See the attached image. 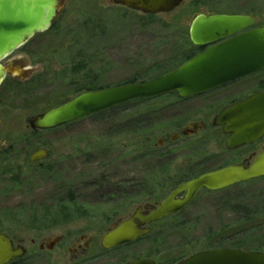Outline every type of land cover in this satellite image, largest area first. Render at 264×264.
<instances>
[{"label":"rangeland","instance_id":"rangeland-1","mask_svg":"<svg viewBox=\"0 0 264 264\" xmlns=\"http://www.w3.org/2000/svg\"><path fill=\"white\" fill-rule=\"evenodd\" d=\"M61 1L64 9L53 28L10 55L29 78L23 90L9 101L0 93V152L13 153L2 165L20 169L0 181V220L12 217L3 222L4 229L12 227L5 232L28 242L38 236L29 231V218L41 217L71 197L81 219L65 227L88 228L100 237L137 207L161 203L180 182L231 163L227 157L199 166L200 152L190 150L198 148L197 142L168 140L173 127L162 107L173 113L175 99L170 96L126 103L36 135H31L28 118L74 98L79 89L145 82L175 69L188 57L189 26L196 15H253L264 25V0H185L173 12L150 18L106 0ZM214 147L208 143L207 152ZM38 149L48 152L39 161L41 169L29 161ZM13 184L17 187L8 189ZM157 187L167 190L146 196V190ZM82 214L90 215L83 219ZM219 248L264 253V178L218 193L200 192L179 215L105 255L101 264L139 259L175 264Z\"/></svg>","mask_w":264,"mask_h":264},{"label":"water","instance_id":"water-1","mask_svg":"<svg viewBox=\"0 0 264 264\" xmlns=\"http://www.w3.org/2000/svg\"><path fill=\"white\" fill-rule=\"evenodd\" d=\"M143 16L169 14L184 0H106ZM60 0H0V62L25 45L35 35L50 30L61 14ZM249 15H196L189 26V40L204 50L176 69L155 79L86 91L46 112L28 118L34 131H48L93 116L116 106L175 93L187 99L264 71V26L254 28ZM26 70L14 72L0 64V85L7 74L25 78ZM228 136L226 147L235 150L257 141L264 134V92L224 108L215 119ZM47 156L40 150L30 157L38 162ZM264 178V152L247 167L230 165L204 173L178 185L158 206L145 216L137 208L132 217L121 222L101 240L103 249L130 244L147 236L144 228L174 216L188 207L196 194L216 193L249 181ZM182 195V198H178ZM137 221V223H135ZM19 256L11 241L0 233V264ZM125 264H156L139 259ZM175 264H264V253L219 248L197 252Z\"/></svg>","mask_w":264,"mask_h":264},{"label":"flooded vegetation","instance_id":"flooded-vegetation-1","mask_svg":"<svg viewBox=\"0 0 264 264\" xmlns=\"http://www.w3.org/2000/svg\"><path fill=\"white\" fill-rule=\"evenodd\" d=\"M250 16L254 17V28L264 26L258 25L255 16ZM201 51L202 49H197L194 55L200 53ZM0 64L11 72H14L15 69L18 67L21 68V65L19 64L18 60L12 59L10 56L1 61ZM28 79L29 78L26 77L20 78L15 74H7L5 80L0 86V93L3 90L2 87L6 81L11 82L13 85H17L26 83ZM263 92L264 71L251 74L233 83L218 87L207 93H203L196 97L184 100L179 99L174 93L167 95L175 99L174 104L176 105L175 109L172 108L173 113L169 115L167 114V112H169L171 109H167V107L165 108V106L162 107L163 114L166 117V121H169L171 123V127H173L171 133H169L168 140L185 142L187 140L192 139L193 141L197 142V144L199 145L198 148L190 149L191 151L197 150L198 152H200L199 154L196 153V156L200 158L198 160L197 165H199L200 163H202L200 165H203V163L206 164L205 162H221L224 158L231 157L230 164L228 163V165H226V163L222 162V164L224 163V165H222L221 167H217L213 170L221 169L236 164H242L244 167L249 166L257 156L264 152V134L255 142H252L235 150H229L226 147V140L228 139V136L223 133L221 126L215 125V119L224 108L239 103L254 94ZM169 101L170 100H167L166 102ZM183 104H186L187 106L185 105L184 107H182L181 105ZM211 106L215 108L214 111H211ZM210 113L213 114L212 116L210 115V117L208 118L207 114ZM186 120H189L190 122H186ZM185 122L187 123V125L184 127ZM201 132H205V135H200ZM37 133L39 132L32 131L31 135H36ZM208 143L215 146L214 151L207 152L206 145H208ZM40 150L44 149L35 150L33 154ZM176 151L177 150L171 151V153H174L173 157L179 155V153H177ZM30 165L36 166L38 169L42 168L41 162L30 163ZM188 180L190 179L184 180L178 185ZM175 188H173L170 193ZM178 198H182V195ZM159 203L154 206L145 205L139 206L137 208L141 209L140 215L145 216L152 210H154ZM181 212H179L177 215H179ZM133 213L122 221H117L112 226L106 228V232H104V234L100 237L96 234H92V231H89L88 228L81 229L65 227L74 223H78L76 222V220L81 219L79 217L80 214L78 213V211L67 212L66 214L53 212L41 213V217L29 218L31 219V222L28 221L29 225L32 224L31 227H28L29 231L33 234L38 235L36 238L31 237L29 239V242L25 239H19L12 233L5 232L11 231L10 228H8V230H0V233L4 234L11 241L13 249L19 251V256L16 258H12L6 264H101L105 255H108L110 252H113L119 248L115 247L112 249H103L101 246L102 237L105 234L111 232L121 222L129 220L132 217ZM63 215L67 216L70 221L60 222L53 220L55 218L62 217ZM86 215L90 214H82V218L84 219ZM173 217L174 216H171L166 219H171ZM36 223L41 225L35 226ZM135 223H137V221H135ZM55 225L58 226L60 229H58V227L53 228V226ZM152 227L153 225L149 226L150 229H152ZM55 229H58L57 234H45L48 231H52Z\"/></svg>","mask_w":264,"mask_h":264},{"label":"trees","instance_id":"trees-1","mask_svg":"<svg viewBox=\"0 0 264 264\" xmlns=\"http://www.w3.org/2000/svg\"><path fill=\"white\" fill-rule=\"evenodd\" d=\"M194 5L195 6H198V5H200V3L195 1ZM204 5H206V3ZM145 18H150V16H147ZM188 45H189V43H188ZM189 48L190 49L187 51L188 57H186L185 61H187L192 56H194L193 53L196 50V48H194L193 46H190V45H189ZM187 54H186V56H187ZM176 60H177L176 63H179V61H181L180 58H176ZM180 64H181V62H180ZM25 84L26 83L13 85L11 82L6 81L3 84V87H2L3 88L2 93H3L6 101H9V99L12 98V96H14V95H17L18 96V93H20L23 90L21 87L24 86ZM92 90H95V88L90 87V88H86V89H79L78 91H76V93H80V92H83V91H92ZM138 101H141V100H137V101H133V102H138ZM130 103H132V102H130ZM12 154L13 153H11V151H9V150L0 152V181L1 182L4 181L3 176L9 175V174H11L13 172L20 171L19 168L18 169H16V168H9V169L5 170L4 167H3V165H2L3 164V161L5 160V156L6 157H10V155H12ZM17 180H18V178H14V177H12L10 179V181H12V183H18ZM15 187H17V184H13L12 186L8 187V189L15 188ZM158 189H159V191H158ZM165 190H167V188H165V187L158 188L157 187V188H154V191L146 190L145 194H146V196H155V194L157 192H160L159 194L161 195V193L163 191H165ZM62 205H63L62 203H58L55 207H49L44 212H47V213L53 212V213H64V214H66L67 212L77 211V209H76V201L72 197H71V199H68V201L66 202L65 205H63V206ZM47 210H49V211H47ZM50 210H54V211H50ZM3 218L5 220L4 219H1L0 220V228L1 229H4V227L7 228V225H4L3 222H6V220L9 221V222H12L13 221V218L12 217H3ZM53 220L60 221V222H68V221H70V219L67 216H65V215H63L62 217L55 218ZM166 220H168V219H165L163 221H166ZM32 221H34V220H32ZM10 229H12V227ZM231 246L232 247H235V248H239V246H234L233 244H231Z\"/></svg>","mask_w":264,"mask_h":264}]
</instances>
